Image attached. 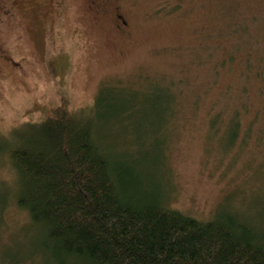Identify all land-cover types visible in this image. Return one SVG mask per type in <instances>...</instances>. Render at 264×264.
<instances>
[{
  "label": "rangeland",
  "instance_id": "obj_1",
  "mask_svg": "<svg viewBox=\"0 0 264 264\" xmlns=\"http://www.w3.org/2000/svg\"><path fill=\"white\" fill-rule=\"evenodd\" d=\"M57 1L17 0L12 14L0 19V134L40 122L62 98L78 111L92 107L103 90L105 108L99 113L158 95L169 100L170 109L149 125L146 117L124 115H115L120 124L98 122L102 143L122 164L139 142L138 125L143 136L151 132L147 127L159 125L154 148L141 141L153 162L143 159L137 168V192L200 221L226 208L262 227L264 116L240 115L234 119L240 129L233 133L212 128L214 117H206V109L219 112L244 102L242 86L259 105V87L241 75V61L254 57L264 75V0H101L97 9L85 0ZM117 14L126 22L122 29ZM231 53L232 65H213ZM191 87L201 95L194 115ZM222 114L220 120L231 118ZM0 161V184L15 192L14 172L4 156ZM9 191L0 214L5 238L28 222Z\"/></svg>",
  "mask_w": 264,
  "mask_h": 264
},
{
  "label": "trees",
  "instance_id": "obj_2",
  "mask_svg": "<svg viewBox=\"0 0 264 264\" xmlns=\"http://www.w3.org/2000/svg\"><path fill=\"white\" fill-rule=\"evenodd\" d=\"M253 58L244 55L241 75L259 87V105L255 108L248 87L242 86L244 102L237 101L234 108L225 105L227 110L219 112L206 109V117H214L212 128L238 133L240 124L234 119L240 115L264 116V75ZM235 60L233 53L224 54L213 65L224 69ZM104 93L92 107L78 111L62 98L40 122L28 121L0 134V157L6 158L3 163L8 160L16 188L13 192L11 185L0 184V214L10 189L14 208L28 220L16 234L5 238L0 232V264H264V223L251 224L226 208L200 221L167 209L155 195L137 192L142 175L137 168L143 159L153 162L147 159L150 153L141 151V141L154 148L159 125L145 126L151 132L144 136V127L138 125L139 142L122 164L102 143L98 122L120 124L115 115H124L146 117L144 125H149L167 113L170 102L152 95L98 113L105 108ZM200 99L191 87V115L199 113ZM224 111L233 119L220 120Z\"/></svg>",
  "mask_w": 264,
  "mask_h": 264
},
{
  "label": "flooded vegetation",
  "instance_id": "obj_3",
  "mask_svg": "<svg viewBox=\"0 0 264 264\" xmlns=\"http://www.w3.org/2000/svg\"><path fill=\"white\" fill-rule=\"evenodd\" d=\"M17 0H0V19L2 17H6L12 14V9H13V5L15 4ZM32 1V0H29ZM88 4V7L90 9H97V7H99L101 5V0H85ZM56 2H58L56 0ZM116 21H117V27L118 29H122V26L120 23H122V25H126L125 21H121L122 17L121 15L117 14L116 15Z\"/></svg>",
  "mask_w": 264,
  "mask_h": 264
}]
</instances>
